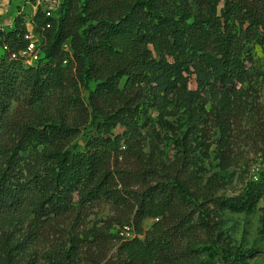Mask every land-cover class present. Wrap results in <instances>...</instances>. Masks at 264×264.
I'll return each instance as SVG.
<instances>
[{
  "label": "trees",
  "instance_id": "16d2710c",
  "mask_svg": "<svg viewBox=\"0 0 264 264\" xmlns=\"http://www.w3.org/2000/svg\"><path fill=\"white\" fill-rule=\"evenodd\" d=\"M201 5L206 12L193 14ZM31 23L41 58L30 67L10 58L27 45L25 14L0 30L8 47L0 59V231L7 249L0 264H40L19 256L49 243L69 216L83 225L88 205L100 199L120 219L74 235L56 264H102L116 245L120 264H175L196 214L207 224L225 210L257 209L264 170L226 199L216 196L213 180L201 187L197 161L198 136L214 108L219 148L230 147L229 94L244 81L254 48H264V0H64L56 16L40 8ZM174 95L195 131L166 167L137 146L142 121L152 110L165 112ZM73 110L96 128L82 150L74 144L79 130L68 123ZM127 223L141 239H119L116 227Z\"/></svg>",
  "mask_w": 264,
  "mask_h": 264
},
{
  "label": "rangeland",
  "instance_id": "374dc122",
  "mask_svg": "<svg viewBox=\"0 0 264 264\" xmlns=\"http://www.w3.org/2000/svg\"><path fill=\"white\" fill-rule=\"evenodd\" d=\"M58 9L64 0H55ZM32 0H3L0 2V25L9 27L10 21L18 13L25 14L27 22L35 12ZM206 12L205 6H197L193 14ZM3 44L0 42V55ZM26 66H32L25 63ZM94 89V84H92ZM191 88L196 89L194 82ZM89 92L82 89V98L87 100ZM231 115L225 122L230 147L226 151L219 148L222 132L218 122V109H213L198 139L199 148L197 170L201 187L210 180L215 183L217 197L226 199L237 197L244 187L264 170V48L256 46L248 72L236 91L229 94ZM165 112L152 110L149 121L143 120L140 130V145L143 153L157 162L169 167L182 154L184 139L189 142L194 134L191 119L177 96L165 100ZM68 123L79 130L80 134L74 144L82 150L89 137L95 136L96 128L92 118L78 110L68 112ZM116 134L121 133L117 129ZM196 134V132H195ZM127 148V146H126ZM123 168L134 165L127 160H120ZM137 165V162H136ZM106 200L100 199L88 205L83 225L75 223L76 216H69L59 226L60 232L52 234L49 243L19 256L22 262L36 258L40 264H56L70 249L71 238L93 225H102L109 220H119V211ZM203 214L194 216L191 231L177 249L178 260L175 264H264V199L252 213L223 211L219 217H210L207 224L202 223ZM168 227L167 222H163ZM155 222L147 220L146 230H152ZM118 226L115 225V227ZM114 227V228H115ZM11 233V229L7 230ZM5 235L0 231V259L7 257ZM191 250V252L189 251ZM15 253V251H13ZM122 256L118 254V245L112 247L102 264H120Z\"/></svg>",
  "mask_w": 264,
  "mask_h": 264
},
{
  "label": "built area",
  "instance_id": "2783aa9c",
  "mask_svg": "<svg viewBox=\"0 0 264 264\" xmlns=\"http://www.w3.org/2000/svg\"><path fill=\"white\" fill-rule=\"evenodd\" d=\"M1 1L3 0H0V2ZM32 1L35 2V5H34L35 12L33 15H35L36 12L40 8L46 13L48 17L56 16L57 12L59 11L57 7L58 3L55 0H32ZM13 24H14V18L12 19V24H10L9 27L12 28ZM27 26H28V31L25 36V39L27 41L26 47L17 53L10 54V58L13 60L20 59L24 63H29L32 66H34L41 58V50H40L41 40L39 36H37L33 30L31 19L27 22ZM5 29L6 28L4 25H0L1 31H5ZM64 48L68 50V44H65ZM2 51L3 52L0 55V59L3 56V54L8 52V47L6 44H3ZM253 180L257 181L258 175H255L253 177ZM116 235L119 237V239L122 242L133 240L136 238H140V239L142 238L141 235L137 234V232L135 231L134 225L132 223H127V224H123L121 226L116 227Z\"/></svg>",
  "mask_w": 264,
  "mask_h": 264
},
{
  "label": "crops",
  "instance_id": "0c3cea01",
  "mask_svg": "<svg viewBox=\"0 0 264 264\" xmlns=\"http://www.w3.org/2000/svg\"><path fill=\"white\" fill-rule=\"evenodd\" d=\"M12 24V21H10L9 25Z\"/></svg>",
  "mask_w": 264,
  "mask_h": 264
}]
</instances>
